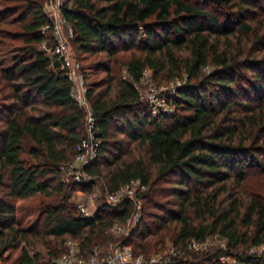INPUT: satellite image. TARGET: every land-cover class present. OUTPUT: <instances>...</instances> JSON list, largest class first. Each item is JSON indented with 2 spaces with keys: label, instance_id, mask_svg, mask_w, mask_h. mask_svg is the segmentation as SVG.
<instances>
[{
  "label": "trees",
  "instance_id": "1",
  "mask_svg": "<svg viewBox=\"0 0 264 264\" xmlns=\"http://www.w3.org/2000/svg\"><path fill=\"white\" fill-rule=\"evenodd\" d=\"M73 3L63 13L79 50L104 52L109 59L130 51L120 60L129 78L107 65L108 91L87 92L100 143L97 157L84 167L102 177L108 191L136 179L148 186L142 217L124 243L148 260L167 239L188 250L194 240L220 236L225 247L203 253V264H220L221 256L264 264V253L246 252L264 244V196L242 191L253 170L264 175V0ZM48 21L43 0H0V52L15 51L12 65L0 67V99L6 102L0 107V252L18 247L30 233L18 220L20 199L62 195L65 188L91 191L94 185L63 179L61 165L73 161L86 136V109L72 96L62 62L39 48L49 38L42 31ZM210 63L217 69L205 74ZM148 67L167 78L187 72L175 94L165 96L175 107L172 114L153 115L141 100L136 83ZM69 195L41 205L35 234L77 238L89 247L99 241L97 228L126 219L133 209L129 198L105 201L86 217ZM17 264L48 263L22 246Z\"/></svg>",
  "mask_w": 264,
  "mask_h": 264
},
{
  "label": "rangeland",
  "instance_id": "2",
  "mask_svg": "<svg viewBox=\"0 0 264 264\" xmlns=\"http://www.w3.org/2000/svg\"><path fill=\"white\" fill-rule=\"evenodd\" d=\"M194 2H200L201 0H190ZM220 14H225L226 10L221 8L218 10ZM46 34H49L48 31H45ZM47 48L45 49L48 53L52 41H47ZM42 43L39 44V48H42ZM69 51L73 56L74 68L73 74L75 78L76 88L80 89L87 96V92L89 89L95 91V93H105L108 91L109 86V76L104 70L105 66H111V70L115 74L121 75L124 78H129V74L126 66L120 61L122 58H126L129 56L130 51H119V58L109 59L104 52H83L77 48L75 44L71 42ZM15 54V51L7 50L0 52V67H9L12 65V56ZM217 67L210 63L206 67L203 68V72L205 74L211 73L215 71ZM113 74V73H112ZM82 75V76H81ZM83 77V78H82ZM187 79V72L184 71L182 75L176 76L173 78H167L164 72H154L151 68H146L141 80L136 83L139 93L141 94V100L145 101L150 107L153 115H159L161 113V108L165 111L163 113L172 114L175 112V107L171 103H167L163 101V96L169 95L170 93L175 94L177 87L180 86ZM114 88L110 91L109 96H113L115 93ZM88 102L90 104V100L87 97ZM6 103L3 99H0V107L1 103ZM4 123L0 122V126H3ZM86 128V127H85ZM115 137L119 139H124L125 145L128 146L130 143L129 139L122 134L121 132H116ZM87 135V128H86ZM25 158H30L28 153L23 155ZM63 179L67 185H77L82 184L80 182V178L76 175L72 170H66L62 172ZM93 187L91 191H84L79 188L69 191V189L65 188V191L62 195H54V196H45L43 194H36L34 196L28 198H22L18 201V206L20 207V213H18V220L21 221L22 227L25 230H28L30 233L25 237L24 241H21L18 247H12L4 252H0V264H17L18 257L20 255L21 247L25 246L31 254L37 253L41 262L44 263H52L55 262L59 264L61 262L62 256L69 252L70 249H73L75 252L80 253V255L84 256V260L81 264H95L97 262L104 261L106 253L108 249L112 246V243H115L120 240H126L131 233L128 234L115 233L111 226L108 228H97L96 235L99 240L95 244L89 247H84L82 242L77 238L72 237H52V236H44L43 234H35L34 230L39 223V216L41 212V205L45 204H56L61 202V198L64 194L70 193L68 197V201L76 205V202L81 198H87L89 196L95 195L96 204L99 207L103 202L106 201V192L105 190V181L102 177L96 176L93 179ZM242 191L245 195L250 194H262L264 196V175L259 174L257 170H253V174L250 179L243 186ZM1 194H4L5 190L2 188L0 190ZM150 221L154 220L153 217L148 218ZM32 231V232H31ZM127 244V243H126ZM226 241L220 236H211L205 243H197L196 245L189 246V249L185 248H177L174 246L169 239L164 243V249L160 251H156L155 249L149 254L146 255L148 260L153 259V262L159 261L162 264H170L169 261L171 259L177 258L180 260H189L194 261L196 264H203L202 255L208 254L210 250L214 247H225ZM133 253L135 254L134 247L131 245ZM246 250V249H245ZM54 251H58L59 255L57 257L53 256ZM189 253L193 252L197 256L192 255L189 257ZM242 251V250H241ZM187 252V254H186ZM249 254L262 255L264 253V244L255 247H249L246 250ZM142 253V252H141ZM204 253V254H203ZM139 254V253H138ZM144 254V253H143ZM137 256V255H136ZM220 264H240L234 257H226L221 256L217 258ZM179 264V263H178Z\"/></svg>",
  "mask_w": 264,
  "mask_h": 264
},
{
  "label": "built area",
  "instance_id": "3",
  "mask_svg": "<svg viewBox=\"0 0 264 264\" xmlns=\"http://www.w3.org/2000/svg\"><path fill=\"white\" fill-rule=\"evenodd\" d=\"M73 5V0H43V8L49 21L43 26L42 31L44 33L48 31L49 38L44 39L41 43L43 45V50H45L48 49L46 44L47 41H52V45L49 48L51 54L49 53V55L51 57L55 56L56 59L62 62V67L67 69V73L73 82L72 96L86 109L87 135L78 143L77 154L73 161L61 165V170H72V172H75L78 178H80L82 184H90V182L94 181L93 179H95L96 175L89 174L84 167L97 157L100 140L95 132L96 118L88 102L85 89L84 92H82L80 89L76 88V84L78 85V83L75 82L73 74L74 62L69 47L75 31L73 24L63 13L64 8H72ZM163 101L169 103L165 96H163ZM162 111L165 112L161 108V112ZM147 189L148 186L146 184L140 179H136L121 185L115 190L106 192V201L109 203L118 204L126 198L131 199L133 203L132 212L126 219L115 220L110 225L115 233L121 234L125 232L128 234L136 228L142 217L143 196ZM76 206L86 217L94 216L98 209L95 195L79 199L76 202ZM197 243L198 242L194 240L189 246L196 245ZM111 245L112 246L106 253L104 261L95 264H146L147 262H153V259L147 260L143 253L134 254L131 245L124 243V240L117 241ZM62 257L59 264H81L85 259L84 256L75 252L73 249H70V251L65 253Z\"/></svg>",
  "mask_w": 264,
  "mask_h": 264
}]
</instances>
